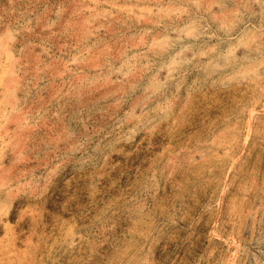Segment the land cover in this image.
Masks as SVG:
<instances>
[{
  "label": "rangeland",
  "instance_id": "obj_1",
  "mask_svg": "<svg viewBox=\"0 0 264 264\" xmlns=\"http://www.w3.org/2000/svg\"><path fill=\"white\" fill-rule=\"evenodd\" d=\"M0 264H264V0H0Z\"/></svg>",
  "mask_w": 264,
  "mask_h": 264
}]
</instances>
